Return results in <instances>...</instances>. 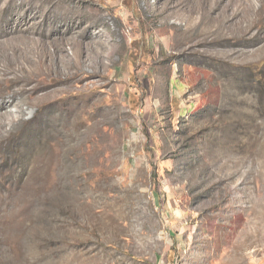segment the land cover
<instances>
[{"label": "rangeland", "instance_id": "rangeland-1", "mask_svg": "<svg viewBox=\"0 0 264 264\" xmlns=\"http://www.w3.org/2000/svg\"><path fill=\"white\" fill-rule=\"evenodd\" d=\"M229 1L0 0L83 65L9 108L0 264H264V41L205 33Z\"/></svg>", "mask_w": 264, "mask_h": 264}, {"label": "bare ground", "instance_id": "bare-ground-1", "mask_svg": "<svg viewBox=\"0 0 264 264\" xmlns=\"http://www.w3.org/2000/svg\"><path fill=\"white\" fill-rule=\"evenodd\" d=\"M209 15L211 14H207L206 17ZM212 19L214 24L206 28L205 33L207 35L210 33L214 35L226 33L225 38H227V35H234L238 37V41L246 36L250 39L249 44L254 45L264 41V0H231L227 3L226 10L214 15ZM13 24L14 21L12 20V23L8 24L9 30L6 31L13 35L9 39L2 37L4 30L0 28V86H3V84L8 85V90L3 86V90L0 91V136L8 129L9 125L18 120L20 115L24 113V110L20 107L17 108L15 113L9 109L13 103L18 102L17 95L27 94L32 97V100H25L24 98L21 101L25 105L32 106L42 98L45 100V98L55 96L60 91H65L70 76L59 77V75H67L66 72L69 67L73 68L71 70H74V75L79 74L82 62L80 41L76 42L72 57H67L62 50L59 51L60 53L54 51L52 54L48 50L47 40L38 39L39 41H32V46L28 45L27 43L30 40L29 27L22 28L19 23ZM254 30L255 32L252 33ZM23 40L26 43H23ZM209 41L213 40L211 38L204 40L205 43H209ZM257 48L264 50V42ZM238 54L241 56L248 55ZM9 73L15 75H6ZM75 125L78 126L77 123ZM41 165L36 164V166ZM33 173L32 167L27 170V174L32 175Z\"/></svg>", "mask_w": 264, "mask_h": 264}]
</instances>
